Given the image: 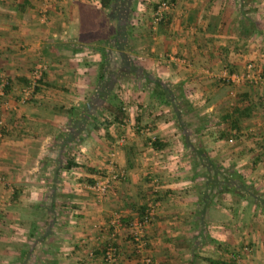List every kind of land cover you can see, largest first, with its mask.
I'll return each instance as SVG.
<instances>
[{
    "label": "crops",
    "instance_id": "obj_1",
    "mask_svg": "<svg viewBox=\"0 0 264 264\" xmlns=\"http://www.w3.org/2000/svg\"><path fill=\"white\" fill-rule=\"evenodd\" d=\"M158 1L0 0V73L8 79L0 264H139L132 223L149 207L142 253L150 264H264V85L229 80L247 61L264 75V0H170L153 22ZM110 52L181 89L194 109L185 113L187 132L256 193L204 187L171 107L142 74L114 66ZM38 61L45 67L21 103L19 88ZM111 91L121 122L101 105ZM110 153L123 176L95 196L89 184L109 169ZM67 159L75 165L63 167ZM114 212L118 255L106 262L101 245Z\"/></svg>",
    "mask_w": 264,
    "mask_h": 264
},
{
    "label": "trees",
    "instance_id": "obj_2",
    "mask_svg": "<svg viewBox=\"0 0 264 264\" xmlns=\"http://www.w3.org/2000/svg\"><path fill=\"white\" fill-rule=\"evenodd\" d=\"M111 0H100L101 5L107 7ZM160 21V20H159ZM116 32L119 31V26L115 27ZM119 32H117L118 34ZM113 38V37H112ZM120 45V42H112V44ZM100 55H101V65L100 71L98 72L97 78L101 79L103 77L102 68L105 66L107 61L106 51L100 47ZM121 64L123 67H127L129 70H132V76H134L135 71L142 74L146 80L152 82L151 93L160 103L168 104L171 107L173 112V117L176 125L180 129L182 133V139L186 144L190 143L192 146V154H194L198 163L201 164L202 176L204 177L203 186L204 187H215L217 190H228L231 192H240L242 194H255L256 190L246 184L243 181V177L240 173L236 172L231 165L222 166L219 163L215 162L213 158H211L203 149L199 148L198 139L196 142L190 140V135L196 134V132H187L186 127L187 123L183 114L186 112H192L194 109L191 105H188L183 98L182 90L173 88L169 86L166 82L160 80L157 77L151 76L148 72L144 71L139 66H135L129 60V57L125 54L120 56ZM106 69V67L104 68ZM112 74V72H111ZM110 74V75H111ZM116 74V72H115ZM131 74V73H130ZM114 75L110 76V80H112ZM146 81V82H148ZM105 108L111 111L112 120L121 122L122 117L124 116V110L121 101L118 99L117 95L114 91H111L107 94L105 98V102L101 103ZM155 144V140L151 139V143ZM72 165H75L71 160H66L63 164V167L67 168Z\"/></svg>",
    "mask_w": 264,
    "mask_h": 264
},
{
    "label": "built area",
    "instance_id": "obj_3",
    "mask_svg": "<svg viewBox=\"0 0 264 264\" xmlns=\"http://www.w3.org/2000/svg\"><path fill=\"white\" fill-rule=\"evenodd\" d=\"M172 2L170 0H160L158 1L151 14V19L153 22H158L163 18L164 12L170 8ZM44 64L37 63L30 70L27 76L26 82L19 88L17 100L21 103L28 100L34 93L35 87L38 84V79L42 74L44 69ZM246 79L248 82L253 83L257 82L264 85V75L258 73L252 64L251 61L245 63V70L242 73H233L229 75V80L236 82L239 80ZM8 83L7 77L0 73V106L3 104L5 97V86ZM4 123L3 119L0 116V136L2 135ZM152 136V135H151ZM152 138L149 139L151 141ZM228 141H231V138H227ZM111 154L107 160V171L100 173L97 177L89 184V188L93 191L95 196H102L108 190L111 180H116L123 176V170L114 167V161L111 159ZM5 180L2 175H0V183H3ZM153 213L152 207H149L145 210V213L138 220H135L132 223V231L130 236V244L132 249L136 253H140V263L139 264H150V258L148 255L143 254V247L145 245L144 240V231L145 227L149 223V219ZM122 224L120 216L118 213H113L111 219L108 221V236L105 238L104 242L101 245V255L106 262H112L116 259L118 255V248L115 244V234L117 228Z\"/></svg>",
    "mask_w": 264,
    "mask_h": 264
},
{
    "label": "rangeland",
    "instance_id": "obj_4",
    "mask_svg": "<svg viewBox=\"0 0 264 264\" xmlns=\"http://www.w3.org/2000/svg\"><path fill=\"white\" fill-rule=\"evenodd\" d=\"M116 45H118V44L116 43ZM110 55H111V56H110V60H111V62H112V63H113V62L115 63V64H113L114 66L117 65L119 62H121L120 56H119L118 54L116 55V57H114V56L112 55V53L110 52ZM112 56H113V57H112ZM37 63H43V62L38 61ZM35 64H36V63H35ZM33 66H34V65H33ZM33 66H32V67H33ZM32 67H31V68H32ZM31 68H30V69H31ZM111 72H112V71H111ZM111 75H112V74H111ZM111 75H110V76H111ZM188 116H189V115H185V114H183V118H184V120H186V119L188 118ZM190 127L192 128L193 126L189 125V128H190ZM187 128H188V127H186V130L188 131ZM189 132H191V131H189ZM196 135H197V134H192V133H191V135H190V138L193 140V142H196V138H197ZM197 136H198V135H197ZM99 174H100V173H99ZM107 225H108V223H107ZM107 225H106L105 228H108ZM102 227H103V226H102ZM104 240H105V239H104ZM104 240H103V242H104Z\"/></svg>",
    "mask_w": 264,
    "mask_h": 264
}]
</instances>
